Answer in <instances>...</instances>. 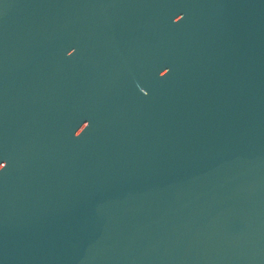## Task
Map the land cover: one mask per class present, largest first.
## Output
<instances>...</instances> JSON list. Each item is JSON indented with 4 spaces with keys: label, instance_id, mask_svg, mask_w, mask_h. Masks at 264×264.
<instances>
[{
    "label": "water",
    "instance_id": "obj_1",
    "mask_svg": "<svg viewBox=\"0 0 264 264\" xmlns=\"http://www.w3.org/2000/svg\"><path fill=\"white\" fill-rule=\"evenodd\" d=\"M0 264H264V0H0Z\"/></svg>",
    "mask_w": 264,
    "mask_h": 264
}]
</instances>
